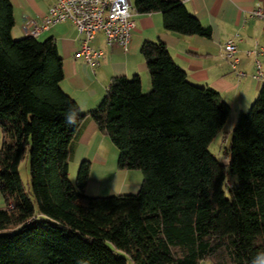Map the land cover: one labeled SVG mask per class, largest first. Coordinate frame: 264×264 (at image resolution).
<instances>
[{"label":"trees","instance_id":"obj_1","mask_svg":"<svg viewBox=\"0 0 264 264\" xmlns=\"http://www.w3.org/2000/svg\"><path fill=\"white\" fill-rule=\"evenodd\" d=\"M134 6L162 13L168 31L211 35L183 0ZM14 26L12 1L0 0V264H253L264 254V85L240 113L224 164L210 146L231 106L190 81L164 41L141 46L151 90L139 74L114 77L85 112L62 87L54 39L16 38ZM87 116L119 150V169L142 170L136 194H87L89 160L71 180L72 144ZM27 156L29 191L20 173Z\"/></svg>","mask_w":264,"mask_h":264},{"label":"crops","instance_id":"obj_2","mask_svg":"<svg viewBox=\"0 0 264 264\" xmlns=\"http://www.w3.org/2000/svg\"><path fill=\"white\" fill-rule=\"evenodd\" d=\"M11 1L15 15L13 35L21 38L28 35L25 29L26 19L41 21L57 0ZM183 2L204 25L211 28L210 36L183 35L168 31L164 28L160 12L137 13V25L128 49L118 45L109 46L102 33L97 35L94 46L103 49L104 55L100 64L95 67L77 54L82 36L73 22L57 23L43 30L37 37L40 40L53 38L56 42L64 60L65 76L61 83L62 87L77 100L85 112L93 110L100 104L114 77L131 78L139 74L143 90L149 91L152 88V80L141 46L146 40H162L167 44L174 60L187 72L190 81L217 89L231 106L230 116L234 113L238 119L241 112L250 109L264 85V82L253 77L255 58L259 57L264 61V56L247 53L255 47H264V19L251 16L258 8L264 11V0H183ZM236 34H239L238 69L245 72L244 76L238 75L224 54V44ZM114 146L109 135L99 129L91 116H87L74 138L70 157V161L77 164L84 160L90 161L87 194L100 195L101 191H105L103 183L106 178L109 180V183L106 182L109 186L106 192L112 195L133 191L136 193L140 190L142 183L130 176L132 174L130 170L116 168L113 174L109 177L105 175L104 179L93 175L94 164L108 165L109 159L113 153L115 154ZM4 206L6 201L0 194V207Z\"/></svg>","mask_w":264,"mask_h":264},{"label":"built area","instance_id":"obj_3","mask_svg":"<svg viewBox=\"0 0 264 264\" xmlns=\"http://www.w3.org/2000/svg\"><path fill=\"white\" fill-rule=\"evenodd\" d=\"M137 13L134 0H57L41 21L26 19L25 29L28 35L37 37L43 30L57 23L73 22L82 36L81 47L77 54L95 67L100 64L104 55L103 49L94 46L97 35L102 33L109 46L118 45L128 49L137 25ZM251 16L264 19V11L258 8ZM238 36L239 34H236L235 37L227 40L223 48L225 58L233 69L238 75L244 76L245 72L238 69L240 63L237 54ZM247 53L264 56V47H255ZM253 77L264 82V61L259 57L255 58Z\"/></svg>","mask_w":264,"mask_h":264},{"label":"rangeland","instance_id":"obj_4","mask_svg":"<svg viewBox=\"0 0 264 264\" xmlns=\"http://www.w3.org/2000/svg\"><path fill=\"white\" fill-rule=\"evenodd\" d=\"M234 115H235L234 113L231 114V116L229 117L223 131L216 137V139L212 142V144L210 146L211 151L214 152L216 154V156L220 159V161H222L224 164L229 163V156L225 153V148L227 146H229V144H230L232 132H233V129H234V127L237 123V120H238V119H236L237 115H235V116ZM234 117H235V119H234ZM1 140H2V133L0 132V143H1ZM114 149H115L116 155L113 153V156L109 159L108 165L103 166V165H98L97 163L94 164V168L92 171L93 175L97 176L100 179H104L105 175L107 177H109L111 174H113L114 170H116V168H118L119 150L115 146H114ZM29 163H30V160H29V157L27 156L20 164V173L22 176V180H23L24 185L28 191L31 189V175H30ZM81 163L82 162L77 164L74 161H70V174L69 175H70L71 180L74 182L76 181ZM130 171L132 172V174H130V176L132 178L137 179L140 183L143 182L144 174H143L142 170L131 169ZM90 172H91V169H90ZM103 173H105V174H103ZM228 180H230L231 182H237V177L230 175ZM106 182L109 183V180L107 178H106L105 182L103 183V184H105V186H104L105 191L104 190L101 191L100 195H97L96 193H93V194L88 193V194L91 196H109V195H112L111 193L106 192V189L109 188V186L107 185ZM93 183H95V181ZM134 193H135V191H133L131 193H126V194H134ZM201 264H212V262L209 260H204L201 262Z\"/></svg>","mask_w":264,"mask_h":264},{"label":"clouds","instance_id":"obj_5","mask_svg":"<svg viewBox=\"0 0 264 264\" xmlns=\"http://www.w3.org/2000/svg\"><path fill=\"white\" fill-rule=\"evenodd\" d=\"M76 113L69 111V114L66 116V123L73 124L75 123ZM253 264H264V254L259 255L254 261Z\"/></svg>","mask_w":264,"mask_h":264}]
</instances>
